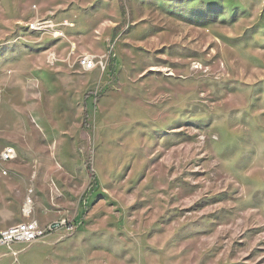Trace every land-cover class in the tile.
Masks as SVG:
<instances>
[{"label":"rangeland","instance_id":"rangeland-1","mask_svg":"<svg viewBox=\"0 0 264 264\" xmlns=\"http://www.w3.org/2000/svg\"><path fill=\"white\" fill-rule=\"evenodd\" d=\"M121 1L0 0V264H264V0Z\"/></svg>","mask_w":264,"mask_h":264},{"label":"built area","instance_id":"built-area-1","mask_svg":"<svg viewBox=\"0 0 264 264\" xmlns=\"http://www.w3.org/2000/svg\"><path fill=\"white\" fill-rule=\"evenodd\" d=\"M62 26H73L71 21H64L61 23ZM57 26L54 22L52 16L48 15V17H40L35 16L32 21L27 25V29L29 32H33L34 34L48 35L52 37V39H57L65 36L64 30L62 27ZM75 44L71 43L70 54L75 53ZM55 59V54L50 53L48 56V62L53 64ZM78 64L80 68L84 71H90L94 69L98 62L95 55L91 54H83L78 56ZM2 98V92L0 90V100ZM16 148L12 145L3 146L0 149V174L8 175L10 172V163L17 158ZM53 187V191L57 195L58 189L51 183ZM28 196L26 200H24L22 207V214L25 216H29L32 213V199L30 197V193L32 194V190H29ZM28 206V207H27ZM53 225L50 226V228ZM45 232L44 228H41L38 221L35 219H30L29 221L16 223L14 225L5 227L0 229V247L11 248L13 244L22 243V242H30L37 237L41 236Z\"/></svg>","mask_w":264,"mask_h":264},{"label":"trees","instance_id":"trees-1","mask_svg":"<svg viewBox=\"0 0 264 264\" xmlns=\"http://www.w3.org/2000/svg\"><path fill=\"white\" fill-rule=\"evenodd\" d=\"M119 6H120V11H121V13H122V16H123V19L125 20V8H124V6H123V3H122V1L121 0H119ZM113 69V68H112ZM88 95H93V94H88Z\"/></svg>","mask_w":264,"mask_h":264},{"label":"crops","instance_id":"crops-1","mask_svg":"<svg viewBox=\"0 0 264 264\" xmlns=\"http://www.w3.org/2000/svg\"><path fill=\"white\" fill-rule=\"evenodd\" d=\"M11 74H12V73H8V75H11ZM10 78H12V77L10 76ZM11 85H13L12 87H14V86H16V87H17V84H16L14 81L12 82V84H11ZM12 87H11V88H12ZM0 175H1V174H0ZM3 176H7V175H3Z\"/></svg>","mask_w":264,"mask_h":264},{"label":"bare ground","instance_id":"bare-ground-1","mask_svg":"<svg viewBox=\"0 0 264 264\" xmlns=\"http://www.w3.org/2000/svg\"><path fill=\"white\" fill-rule=\"evenodd\" d=\"M28 207V206H27Z\"/></svg>","mask_w":264,"mask_h":264}]
</instances>
